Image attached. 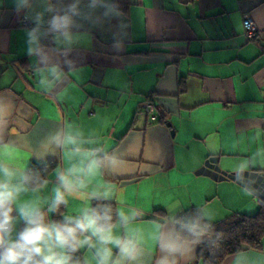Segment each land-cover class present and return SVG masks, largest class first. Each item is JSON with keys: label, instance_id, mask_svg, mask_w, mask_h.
Returning <instances> with one entry per match:
<instances>
[{"label": "crops", "instance_id": "1", "mask_svg": "<svg viewBox=\"0 0 264 264\" xmlns=\"http://www.w3.org/2000/svg\"><path fill=\"white\" fill-rule=\"evenodd\" d=\"M107 2L118 5L121 15L104 17V9L80 0L68 44L57 40L48 22L76 0H29L31 8L19 13L14 0H0V165L13 173L7 178L0 172V179L21 184L30 162H58L41 186L26 184L28 191L13 204L15 239L23 220L19 206L50 213L60 172L85 167L93 150L102 160L119 158L116 167L103 160L95 185L65 193L64 213L79 218L94 198L112 201L114 235L138 239L136 264H160L166 253L154 237L158 231L177 235L176 218L184 211L195 208L205 221L216 222L233 213L252 215L262 202L247 190H147V177L175 173L193 183L191 172L211 156L225 172L264 173V0ZM49 4L53 12L44 10ZM38 12L47 33L39 38L46 60L28 53L27 33L36 27L31 17ZM244 16L258 30L251 41L243 36ZM147 94L166 122L139 115ZM195 171V177H207ZM105 179L144 186L132 191L127 207L120 205L118 190L101 188ZM72 198L80 201L78 209L69 210ZM121 212L136 215L125 225ZM182 241L183 251L169 256V264H204L196 244ZM99 247L95 237L80 247V264H99ZM109 247L114 264L119 251ZM220 264H264V239L259 248H243Z\"/></svg>", "mask_w": 264, "mask_h": 264}, {"label": "clouds", "instance_id": "2", "mask_svg": "<svg viewBox=\"0 0 264 264\" xmlns=\"http://www.w3.org/2000/svg\"><path fill=\"white\" fill-rule=\"evenodd\" d=\"M46 3L47 0H41ZM70 5L63 14L57 13L52 17L49 23V31L57 33V40L61 38L68 44L73 40V36L69 31L74 25L73 16L79 15L78 4ZM17 13L23 7L31 8L29 0H14ZM89 7L93 10L104 9L102 15L109 17L112 15L120 16L121 12L118 5L108 3L107 0H91ZM47 12H53L54 8L49 4L45 9ZM29 15L26 14L25 19ZM36 24V27L28 31V53L29 55L37 54L42 59H47L43 56V46L40 44L39 38L46 35L43 32V12H38L31 17ZM97 22L100 17H96ZM55 142L61 143L59 136L55 138ZM77 152L80 149H76ZM88 162L81 169H69L67 172L58 174L59 187L54 189L55 197L52 201L49 211L56 210L60 204L67 203L65 193L74 195L80 189L86 187L84 177L93 174L101 167L103 160H107L113 167L119 165V158L115 156H105L102 159L97 157L95 150L87 153ZM0 172L4 177L10 178L13 173L3 165H0ZM25 175L22 177L24 183L12 184L8 179H0V264H73L72 253H75L78 248L91 243L93 237L99 242L100 247L97 249V257L99 264H109L112 257L111 246L118 248L120 259L114 264H136L140 256V248L138 239L135 236H129L122 239L114 235V225L112 216L109 214L110 209H105L103 212L95 208H85L79 218L65 217L64 223H46L45 214L40 208L33 204H23L19 206V216L24 220L25 227L17 234L15 239L12 238L15 218L12 216L13 204L16 202L21 192L28 191L25 186L28 181ZM97 196L96 192L91 194ZM106 198L108 193L103 194ZM120 219L123 224L127 225L130 219L135 218L136 213L133 212L132 217L120 214ZM201 216L193 215L177 221L181 228L186 230L191 237L202 235L207 225L201 223ZM85 233L90 235L84 236ZM160 244V247L165 256L160 260V264H169V256L181 253L184 248L182 239L174 233H165L158 231L154 237Z\"/></svg>", "mask_w": 264, "mask_h": 264}, {"label": "trees", "instance_id": "3", "mask_svg": "<svg viewBox=\"0 0 264 264\" xmlns=\"http://www.w3.org/2000/svg\"><path fill=\"white\" fill-rule=\"evenodd\" d=\"M153 95L147 94L141 100L140 105L145 101L152 102ZM139 110L141 108L139 106ZM156 123H164L165 114L156 107ZM154 122V121H153ZM58 165L55 160H47L45 162H30L27 166L24 176L29 179L26 184L30 187L41 186L48 175ZM262 201V200H261ZM90 208H95L103 212L105 209H110L112 223L117 217L116 205L112 201H106L101 198H94L90 203ZM45 214L46 223H64L63 217L64 205L47 212L46 209H40ZM160 211V210H157ZM193 215L201 216L200 212L191 208L181 213L176 222ZM201 223L207 225L205 232L198 237H191L190 234L181 228L179 223L177 226V235L184 241L193 242L196 244V257L204 264H220L226 257L242 250L243 248L252 247L259 248L264 239V201L259 205L258 211L252 215L242 213H233L226 218L216 222H208L201 216ZM25 227L24 220H21L16 227L17 234ZM73 264L82 262V252L78 248L75 253H72Z\"/></svg>", "mask_w": 264, "mask_h": 264}, {"label": "rangeland", "instance_id": "4", "mask_svg": "<svg viewBox=\"0 0 264 264\" xmlns=\"http://www.w3.org/2000/svg\"><path fill=\"white\" fill-rule=\"evenodd\" d=\"M139 115L144 118L145 114L143 112H139ZM126 127H127V124L125 128ZM125 128H122V129L124 130ZM98 171L99 169H97L93 174L84 177L86 187L83 188V190H87L89 186L95 185L94 183L97 182L96 181L97 177L95 175L97 174ZM194 171L195 170L191 172L193 174L192 178H197L195 179L197 181L193 183H190V180L187 177L182 176L181 174H175V173L170 174L168 177H162V176L160 177L158 176L154 178L147 177V190H246L232 181L214 182L208 177H203V176L195 177ZM221 171L225 172L224 170H221ZM226 173H229V172H226ZM103 183L104 184L107 183V185H104V187L101 186V188H104V190H114V193H117V190H118L119 191L117 194L118 199L122 201V202L119 201L120 205H126L127 207L132 204V198L130 197V195L132 194V191L141 190L144 186V184L139 185L135 181L134 182L124 181V183L119 184L117 181H114V183L106 182V179H105ZM116 201L118 200H114V202ZM80 206H81L80 201L77 198H72L71 205H69V210H73V208L78 209ZM64 210H65V207H64ZM73 215L74 214L71 212L69 213V215L63 212V217H74Z\"/></svg>", "mask_w": 264, "mask_h": 264}, {"label": "water", "instance_id": "5", "mask_svg": "<svg viewBox=\"0 0 264 264\" xmlns=\"http://www.w3.org/2000/svg\"><path fill=\"white\" fill-rule=\"evenodd\" d=\"M196 175H204L214 181H235L248 192L264 201V173L257 171H238L226 173L217 166V157L204 160L203 165L195 171Z\"/></svg>", "mask_w": 264, "mask_h": 264}, {"label": "built area", "instance_id": "6", "mask_svg": "<svg viewBox=\"0 0 264 264\" xmlns=\"http://www.w3.org/2000/svg\"><path fill=\"white\" fill-rule=\"evenodd\" d=\"M22 25L29 24L26 22L25 19L21 20ZM242 26H243V36L246 40L251 41L253 38L256 37L258 34V30L254 22L247 16L243 17L242 20ZM141 111L149 117L150 121H155L156 114L154 112V107L152 102L145 101L140 105Z\"/></svg>", "mask_w": 264, "mask_h": 264}]
</instances>
